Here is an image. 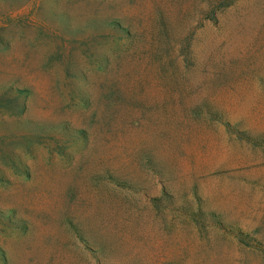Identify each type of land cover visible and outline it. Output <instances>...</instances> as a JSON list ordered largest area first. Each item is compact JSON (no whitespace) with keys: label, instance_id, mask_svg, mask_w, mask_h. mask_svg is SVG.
Wrapping results in <instances>:
<instances>
[{"label":"rangeland","instance_id":"1","mask_svg":"<svg viewBox=\"0 0 264 264\" xmlns=\"http://www.w3.org/2000/svg\"><path fill=\"white\" fill-rule=\"evenodd\" d=\"M0 264H264V0H0Z\"/></svg>","mask_w":264,"mask_h":264},{"label":"trees","instance_id":"2","mask_svg":"<svg viewBox=\"0 0 264 264\" xmlns=\"http://www.w3.org/2000/svg\"><path fill=\"white\" fill-rule=\"evenodd\" d=\"M102 27H108L110 32L114 33L115 47L117 56L123 57L124 53H128L136 42V36L129 27H124L118 20L104 19L101 22Z\"/></svg>","mask_w":264,"mask_h":264}]
</instances>
